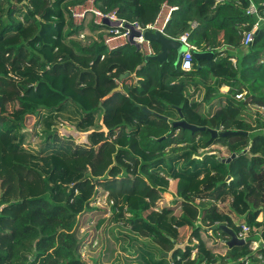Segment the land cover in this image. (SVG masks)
Listing matches in <instances>:
<instances>
[{"label":"trees","instance_id":"trees-1","mask_svg":"<svg viewBox=\"0 0 264 264\" xmlns=\"http://www.w3.org/2000/svg\"><path fill=\"white\" fill-rule=\"evenodd\" d=\"M44 1L0 0V264H88L79 217L99 187L111 205L93 264H264V249L229 248L213 230L245 223L264 236V22L242 43L257 19L246 10L263 0H94L141 24L164 2L178 6L165 35L213 52L191 70L175 51L137 69L145 55L128 41L109 48V24L74 21L71 8L88 0ZM182 118L206 130L174 127ZM66 123L87 140L61 135ZM170 188L179 204H166ZM187 227L203 233L182 248Z\"/></svg>","mask_w":264,"mask_h":264},{"label":"built area","instance_id":"built-area-1","mask_svg":"<svg viewBox=\"0 0 264 264\" xmlns=\"http://www.w3.org/2000/svg\"><path fill=\"white\" fill-rule=\"evenodd\" d=\"M262 5L264 6V0L262 2ZM168 8V14H166L164 17L162 16L165 9ZM178 6L170 5L168 2H164L162 5L161 12L157 19L154 22H149L147 24H141L138 21H127L124 18H120L116 11L113 10L111 12H104L103 10L99 9L96 5L94 0H89L85 4L77 5L71 8L72 15L74 18V21H76L77 24L82 23L88 13L94 14L95 23L97 24H107L106 20L111 21H119V25L117 26H110L109 29L106 30L104 34V41L105 44L109 48H114L113 42L118 38H123L128 41V36L131 33V28L129 26H133L135 29L141 31V36L135 37V40L141 44V51L145 53L147 50L151 51V42L146 40L144 37V32L147 30L150 31H161L164 32V28L167 24V22L170 19L172 11L176 10ZM247 14L250 15H256L257 19L250 30H246L243 32V45L249 46L252 44L254 40V36L259 29L260 25L264 22V8L260 9L254 2H251L249 7L246 10ZM79 17V18H78ZM79 20V22H77ZM196 24V23H195ZM180 41H182L186 46L187 50L183 52L182 58L180 61L181 69L182 70H191L193 63H194V54L193 51L196 50V46L191 44L188 40V33L182 34L180 38H178ZM149 53H154L149 52ZM148 54V53H147ZM234 63L236 64V60L233 58ZM244 97L243 93L237 94V98L242 99ZM264 111V107L261 108ZM260 221V220H259ZM237 232V231H236ZM237 235L239 238H244L246 242L248 240L251 241V252L256 253L259 249H264V236L263 234L257 230L255 235H252V228L250 225L243 223L241 225V229L239 232H237ZM228 237H226L227 239ZM226 239L223 240V242L226 244Z\"/></svg>","mask_w":264,"mask_h":264},{"label":"rangeland","instance_id":"rangeland-1","mask_svg":"<svg viewBox=\"0 0 264 264\" xmlns=\"http://www.w3.org/2000/svg\"><path fill=\"white\" fill-rule=\"evenodd\" d=\"M53 2L54 0H45L44 6H46L47 4L50 5ZM165 11H168V8L165 9ZM77 22H79V20H77ZM259 72H260V68L257 65V67H255L254 73L258 74ZM59 132L61 135L64 136H72L79 143H82L87 140L88 133L78 132L77 129L71 124H67V123L63 124L60 127ZM107 194L108 191L104 187H99V194L96 197L94 203H92L93 208L88 210L86 213H84L79 217L80 223L78 229V236L83 237L85 239V244L80 251L82 257L87 261L88 264H93V259L98 257L101 247L103 245V236L101 229H98L96 225L100 218H107L110 216L111 204L108 202V200H106ZM165 196H166V204L169 203V201H171L173 205L179 204V198L172 188L168 190ZM262 216L263 215L261 214L258 221L262 220ZM235 220L240 222L241 220H244V216H238V217L236 216ZM202 233H203L202 230L199 229L194 231V229L191 227L182 229L183 236L178 246L184 248L187 245L188 240L192 234H193V240H195V237H200ZM211 239H213L212 240L213 242L214 241L218 242L221 240L220 235L217 232H213L211 234Z\"/></svg>","mask_w":264,"mask_h":264},{"label":"water","instance_id":"water-1","mask_svg":"<svg viewBox=\"0 0 264 264\" xmlns=\"http://www.w3.org/2000/svg\"><path fill=\"white\" fill-rule=\"evenodd\" d=\"M106 23L109 24L110 26H117L119 25V21H111V20H106ZM131 28V33L128 36V42L134 46H136L137 49H141V44L135 40V37L141 36V31L135 29L133 26H129ZM144 37L146 40L150 41L151 43L155 42L158 43L161 47L159 52H154V53H148L145 55V59L140 64L137 69H140L142 66H144L148 61L150 60H156L160 62L161 64L164 62L169 61V54L173 51L176 52L177 54V59L175 61L176 65L180 64L182 54L187 50V46L180 41L179 39L171 38L165 35V33L161 31H150L147 30L144 32ZM194 58L196 60H199L201 58H209L213 56L212 51H193ZM128 73L124 74V76H127ZM121 87L118 86L115 88L113 91L120 90ZM101 105V103H100ZM146 111H150L148 108H144ZM168 118V117H165ZM174 127H181L183 129H189L192 132L199 131V130H206V127L204 126H198L195 124H192L185 119H180L176 120L173 122ZM209 132L211 133V138H215L217 136H230L234 134H245L248 135L249 132L243 131V130H226V131H219L218 129H208ZM245 152V151H244ZM237 156L236 153H233L231 156L222 158L220 154L218 153V158L222 162L229 163L233 158ZM230 176L228 177V179ZM223 230L228 238L226 239V244L229 246V248H232L233 246H238V245H244L246 243L244 238H239L237 235L236 230H234L232 227L228 226L226 223H220L215 226H213V230Z\"/></svg>","mask_w":264,"mask_h":264},{"label":"crops","instance_id":"crops-1","mask_svg":"<svg viewBox=\"0 0 264 264\" xmlns=\"http://www.w3.org/2000/svg\"><path fill=\"white\" fill-rule=\"evenodd\" d=\"M166 14H168V11H165V12H163V14H162V16L164 17ZM126 43V40H124L123 38H118V39H116L114 42H113V46L112 47H117V46H121V45H123V44H125ZM235 50V54H236V58H234L236 61L238 60V56H239V53H238V51L236 50V49H234ZM154 51V48H153V46H152V43H151V51H149V50H147L145 53H143L144 55H146L147 53H149V52H153ZM155 52V51H154ZM262 59H263V62H264V57H262ZM134 76H135V80H136V82L139 80V78L134 74ZM124 85L125 84H123V88H124ZM121 88H122V86H121ZM227 90V88H225V89H223V91H226ZM261 221V220H260Z\"/></svg>","mask_w":264,"mask_h":264},{"label":"clouds","instance_id":"clouds-1","mask_svg":"<svg viewBox=\"0 0 264 264\" xmlns=\"http://www.w3.org/2000/svg\"><path fill=\"white\" fill-rule=\"evenodd\" d=\"M228 237V236H227Z\"/></svg>","mask_w":264,"mask_h":264}]
</instances>
